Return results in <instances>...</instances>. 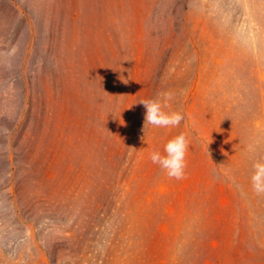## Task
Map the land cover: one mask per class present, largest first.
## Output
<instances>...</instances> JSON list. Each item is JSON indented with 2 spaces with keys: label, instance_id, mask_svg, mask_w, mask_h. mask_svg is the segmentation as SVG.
<instances>
[{
  "label": "rangeland",
  "instance_id": "obj_1",
  "mask_svg": "<svg viewBox=\"0 0 264 264\" xmlns=\"http://www.w3.org/2000/svg\"><path fill=\"white\" fill-rule=\"evenodd\" d=\"M256 160L264 0H0V264H264Z\"/></svg>",
  "mask_w": 264,
  "mask_h": 264
},
{
  "label": "clouds",
  "instance_id": "obj_2",
  "mask_svg": "<svg viewBox=\"0 0 264 264\" xmlns=\"http://www.w3.org/2000/svg\"><path fill=\"white\" fill-rule=\"evenodd\" d=\"M171 99L169 94L165 95V101ZM138 103L145 108L144 127L153 125L158 128L177 127L180 125L184 116L180 112H166L164 107L167 104L158 99H144ZM144 131V128H143ZM189 143L184 133L169 139L164 145V154L154 151L150 159L154 164H158L169 177L181 179L184 176L185 156L188 151ZM251 175V186L257 194L264 193V160H256L253 165Z\"/></svg>",
  "mask_w": 264,
  "mask_h": 264
}]
</instances>
